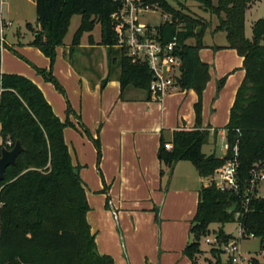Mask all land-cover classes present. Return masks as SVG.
I'll use <instances>...</instances> for the list:
<instances>
[{
  "label": "trees",
  "instance_id": "16d2710c",
  "mask_svg": "<svg viewBox=\"0 0 264 264\" xmlns=\"http://www.w3.org/2000/svg\"><path fill=\"white\" fill-rule=\"evenodd\" d=\"M142 1L171 17L156 27L158 37L165 43L177 39L176 54L182 60L178 85L183 90L194 89L199 97L195 105L196 127L175 131L170 149L168 143L161 141V163L172 170L178 162H191L200 176L207 178L234 156L235 148L238 150L239 190H220L214 185L201 189L190 230L193 241L184 255L190 264H199V256L203 254L201 241L209 235L210 226L235 222L240 223L244 239L258 238L264 249V197L258 196L257 188L252 195L247 192L251 170L264 165V19L254 24L253 37L248 39L245 17L252 0H218L217 5L214 0H173L179 8L183 6L181 1L195 2L204 11L218 16L220 23L215 32H224L228 48L244 59L245 79L226 127L229 150L218 158L202 152L210 138V133L200 128L203 92L210 80L209 68L199 57L206 27L201 19L189 16L168 0ZM119 9L115 0H36L39 29L33 30L32 45L50 58L52 67L72 18L81 16L72 53L80 46L83 35L91 34L98 24L100 45L115 48L118 39L112 15ZM28 27L32 28L30 24ZM89 38L93 44V37ZM117 55L121 61L122 89L133 86L150 92L153 74L147 63L135 61L123 48L117 49ZM38 71L62 91L52 70ZM0 90V146L8 148L7 142L11 141L12 148L17 143L24 148L0 183V264H114L112 258L99 253L87 221L90 207L65 141L66 123L30 79L0 73ZM152 98L157 99L154 95ZM216 236L221 243L235 239L224 230H219ZM212 252L217 256L223 254L214 247ZM220 258L215 264H225ZM254 264L258 262L254 260Z\"/></svg>",
  "mask_w": 264,
  "mask_h": 264
},
{
  "label": "crops",
  "instance_id": "0c3cea01",
  "mask_svg": "<svg viewBox=\"0 0 264 264\" xmlns=\"http://www.w3.org/2000/svg\"><path fill=\"white\" fill-rule=\"evenodd\" d=\"M1 21L10 23L0 12ZM30 25L33 35L27 41L19 30L12 41L6 32L0 37V73L30 79L66 123L65 141L86 189L90 207L86 218L99 253L114 264H190L184 250L192 241L189 229L204 179L197 169L193 173L183 165L187 161L178 162L172 170L166 168L159 149L162 140L172 147L175 131L196 127L197 92L178 87L162 99H153L146 90L122 89L119 47L100 45L99 24L95 27L100 29L99 36L95 30L85 33L73 53V39L64 40L51 67L50 58L32 45L33 30L39 27ZM215 29L206 27L204 33H212L213 44L206 43L204 35L199 52L210 75L202 97L200 128L210 133L202 152L222 158L225 151L221 148L218 155V144L224 147L231 109L246 72L244 59L228 48L227 37L216 40L224 32ZM38 70H52L62 91Z\"/></svg>",
  "mask_w": 264,
  "mask_h": 264
},
{
  "label": "built area",
  "instance_id": "2783aa9c",
  "mask_svg": "<svg viewBox=\"0 0 264 264\" xmlns=\"http://www.w3.org/2000/svg\"><path fill=\"white\" fill-rule=\"evenodd\" d=\"M120 4V9L112 15L115 33L117 35V47L123 48L128 55L135 61L147 63L153 74V80L150 84V92L157 99H162L170 92L179 87V79L182 76V60L176 54L177 39L165 43L158 37L156 28L144 25L140 22V16L149 12L158 10L157 7L146 5L142 0H115ZM170 16L165 15L164 22L170 20ZM11 23L1 21L0 37L3 38L5 28ZM1 93V90H0ZM7 149H12V142H7ZM4 148V147H3ZM6 148V147H5ZM225 155L228 153L229 146L225 141ZM2 148H0L1 153ZM224 155V156H225ZM238 150L234 149V156L229 158L225 164L218 169L214 175L203 178L204 187L214 185L220 190H239L238 181ZM205 182H207L205 184ZM264 182V165H256L250 172V188L247 191L249 195L254 194L255 189ZM240 217L239 214L236 215ZM241 238L243 232L241 230ZM249 238H253L250 236ZM207 244L212 245L223 251L226 257L225 264H254L252 258L244 256L237 239L229 243H221L217 236L205 238Z\"/></svg>",
  "mask_w": 264,
  "mask_h": 264
},
{
  "label": "rangeland",
  "instance_id": "374dc122",
  "mask_svg": "<svg viewBox=\"0 0 264 264\" xmlns=\"http://www.w3.org/2000/svg\"><path fill=\"white\" fill-rule=\"evenodd\" d=\"M174 7L179 8L176 2L173 0H168ZM36 0H3L2 2V9L0 12L2 13V16L7 19V21H10L11 27L7 30L6 34L9 41H12L17 35V31L19 30L22 33V37H24L25 41L32 38V32L28 29V24H32L36 27ZM183 6L182 9L186 14L189 16L201 19L202 25L204 24L205 27H218L220 23V18L216 15H213L211 12L204 11L199 4L195 2H186L181 1ZM218 0H214V4L217 5ZM1 3V0H0ZM224 17V16H223ZM165 15L163 14L162 10H154L149 11L142 16H140V22L144 25L150 26V27H158L162 23H164ZM264 19V0H252L249 3V8L246 14L245 19V30L246 35L251 38L253 35V26L254 24ZM81 22V16H75L72 21L69 28V32L65 38V42H70L79 25ZM198 30V29H197ZM201 33V31H200ZM96 36L100 34V29L97 27L94 33ZM205 39L204 41L208 44H213V37L212 33L208 31L207 33H204ZM226 38V35L224 33H220L217 37V41H223ZM220 142V141H219ZM1 145V141H0ZM218 155H221V148H223V144H218ZM1 148V146H0ZM206 152H208V149H205ZM185 166H189L190 169L195 173L196 168L192 163H185L183 164ZM207 182H205L206 184ZM260 197H264V182L260 184L258 187ZM210 233L207 237L213 238L217 235L218 231L220 229L224 230V232L228 235L233 236L238 241V246L240 247L241 251L243 252L244 256L247 258H250L252 256L261 259L262 262H264V250L262 249L261 240L258 238H241V226L239 222L235 223H229V224H212L210 226ZM191 227L189 229V233L191 236V240L193 241V235L190 232ZM201 247L203 250V254L199 256V264H215L217 262V257H221V261L225 263L226 257L222 254L221 256L215 255V253L212 252V245H209L206 243L205 238L201 241Z\"/></svg>",
  "mask_w": 264,
  "mask_h": 264
},
{
  "label": "water",
  "instance_id": "95a60500",
  "mask_svg": "<svg viewBox=\"0 0 264 264\" xmlns=\"http://www.w3.org/2000/svg\"><path fill=\"white\" fill-rule=\"evenodd\" d=\"M200 33V29L197 30ZM24 151L21 143H17L12 149L2 148L0 153V183L5 180L6 171L16 164L18 156Z\"/></svg>",
  "mask_w": 264,
  "mask_h": 264
}]
</instances>
